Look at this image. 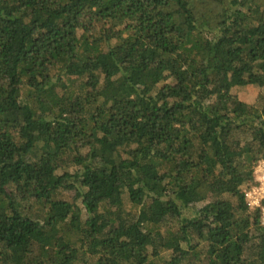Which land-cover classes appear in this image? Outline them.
<instances>
[{
    "label": "trees",
    "instance_id": "obj_1",
    "mask_svg": "<svg viewBox=\"0 0 264 264\" xmlns=\"http://www.w3.org/2000/svg\"><path fill=\"white\" fill-rule=\"evenodd\" d=\"M245 85L264 0H0V264H264Z\"/></svg>",
    "mask_w": 264,
    "mask_h": 264
},
{
    "label": "built area",
    "instance_id": "obj_2",
    "mask_svg": "<svg viewBox=\"0 0 264 264\" xmlns=\"http://www.w3.org/2000/svg\"><path fill=\"white\" fill-rule=\"evenodd\" d=\"M249 210H259L260 223L264 226V157L254 165L252 179L241 187Z\"/></svg>",
    "mask_w": 264,
    "mask_h": 264
},
{
    "label": "rangeland",
    "instance_id": "obj_3",
    "mask_svg": "<svg viewBox=\"0 0 264 264\" xmlns=\"http://www.w3.org/2000/svg\"><path fill=\"white\" fill-rule=\"evenodd\" d=\"M231 92L234 93L239 99L247 102L249 104H254L256 107H262L264 105V87H259L256 85H245V86H234L231 89ZM258 161V160H257ZM256 164V163H255ZM73 192H64L62 191L60 194L61 198H70ZM202 203L196 204L193 208H197L201 206ZM127 209L132 211L137 210V206H132L130 204L126 205ZM186 212V215H192L194 212L193 209H189ZM167 252H163L162 256L166 257Z\"/></svg>",
    "mask_w": 264,
    "mask_h": 264
}]
</instances>
